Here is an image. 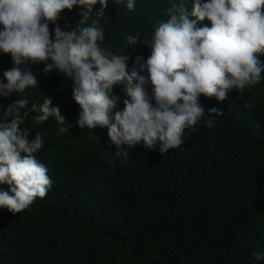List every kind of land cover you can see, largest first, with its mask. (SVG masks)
Here are the masks:
<instances>
[{
  "label": "trees",
  "instance_id": "trees-1",
  "mask_svg": "<svg viewBox=\"0 0 264 264\" xmlns=\"http://www.w3.org/2000/svg\"><path fill=\"white\" fill-rule=\"evenodd\" d=\"M177 2L135 0L128 10L108 0L100 46L127 52L131 67L132 57L149 54L143 37ZM62 11L57 23L74 27L75 7ZM128 35L138 36L136 46ZM11 66L10 55L0 53V79ZM28 66L36 88L0 97V104L27 97L18 127L29 129V139L35 132L43 138L35 155L52 184L20 212L0 208V264H264L253 256L264 251V80L221 101L201 95L205 111L216 107L221 114L206 112L181 146L162 155L142 144L117 150L106 128L77 126L71 78L56 69L44 73L43 64ZM145 89L151 97V85ZM113 93L122 96L117 87ZM44 95L59 105L64 133L57 135L51 117L33 123L32 105L38 108ZM209 115L212 128L204 124Z\"/></svg>",
  "mask_w": 264,
  "mask_h": 264
},
{
  "label": "clouds",
  "instance_id": "clouds-1",
  "mask_svg": "<svg viewBox=\"0 0 264 264\" xmlns=\"http://www.w3.org/2000/svg\"><path fill=\"white\" fill-rule=\"evenodd\" d=\"M128 10L135 0H114ZM108 0H0V53L10 55L12 66L0 79V97L23 94L36 88V76L28 65L43 64L42 71L56 69L70 77L71 97L79 106L75 123L81 128H106L110 145L142 144L165 154L182 145L186 130H195L205 113L220 115L216 107L205 109L201 95L226 99L232 90L244 91L264 80V0H178L143 37L149 54L132 57L100 46L104 31L99 18ZM98 5L93 11V6ZM78 12L74 27L62 29V10ZM90 17H92L90 19ZM207 19L210 24L201 23ZM49 24L52 25L51 32ZM127 43L137 45L138 36ZM146 73V75H145ZM151 85V97L145 84ZM117 87L122 96L113 93ZM119 103L123 107H119ZM28 99L0 104V208L15 214L35 198H43L52 180L36 158L43 138L22 125ZM33 117L39 124L51 117L57 135L67 131L58 104L44 95ZM25 111L22 113L21 110ZM214 117L204 119L214 127ZM264 261V251L253 253Z\"/></svg>",
  "mask_w": 264,
  "mask_h": 264
}]
</instances>
